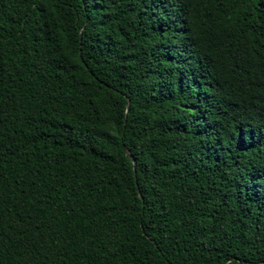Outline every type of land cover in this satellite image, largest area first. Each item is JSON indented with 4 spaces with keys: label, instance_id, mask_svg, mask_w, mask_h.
Segmentation results:
<instances>
[{
    "label": "trees",
    "instance_id": "16d2710c",
    "mask_svg": "<svg viewBox=\"0 0 264 264\" xmlns=\"http://www.w3.org/2000/svg\"><path fill=\"white\" fill-rule=\"evenodd\" d=\"M0 264H264V0H0Z\"/></svg>",
    "mask_w": 264,
    "mask_h": 264
}]
</instances>
